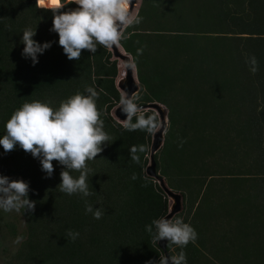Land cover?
I'll return each mask as SVG.
<instances>
[{
    "label": "trees",
    "instance_id": "1",
    "mask_svg": "<svg viewBox=\"0 0 264 264\" xmlns=\"http://www.w3.org/2000/svg\"><path fill=\"white\" fill-rule=\"evenodd\" d=\"M63 2L66 7L60 11L77 7L68 0ZM36 4L37 0H0V137L11 114L25 102L50 100L57 108L77 92L87 94L85 89L91 86L99 93L97 106L104 130L112 139L87 162L91 169L89 190L93 193L88 197L59 190L63 166L58 162L53 161L54 173L46 178L40 160L19 145L7 153L0 146L11 172L29 184V199L36 201L34 211L21 209L31 239L27 248L37 255L39 264H146L150 260L158 264L162 251L145 226L167 213L169 199L156 180L144 173L152 133L127 131L124 122H117L111 115L121 98L116 80L123 68L118 71L110 50L100 45L94 54L82 50L79 60H69L58 43V34L50 31L52 11L43 9L52 5L47 0ZM136 14L142 22L124 29L119 46L132 59L138 81L133 96L138 104L154 101L170 106L171 84L195 76L212 87L208 89L213 93L208 103H213L206 114L227 113L229 99L234 105L240 104L243 112H238L244 125L236 138L245 154L252 157L253 165L251 173L245 175L222 173L233 186L243 188L230 192L223 203L224 214L239 225L236 233L252 235L251 243L247 239L237 241L236 247H243L242 256L250 254L257 262L264 259V0H140ZM26 27L36 28L33 39L40 44L51 42L49 49L38 54L35 65L31 58L22 56ZM253 55L259 62L255 74L246 63ZM177 57L181 58L179 62ZM221 92L228 95L220 96ZM169 108V120L180 118L182 123L170 142L169 130L165 131L163 146L153 154V160L158 175L183 200L190 182L196 181L199 193L211 173L197 176L189 163L194 151L188 150L187 133L194 124V110L180 116L172 106ZM143 113L156 116L150 109ZM156 121L158 124L157 116ZM133 145L146 148L138 153L140 163L130 159ZM133 173L135 180L131 178ZM72 175L78 177L79 173ZM86 201L104 210L101 219L86 214ZM199 211L194 214L199 216L203 209ZM188 222L198 236L204 232L194 218ZM67 229L79 232L74 242L67 238ZM223 243L232 245L233 241ZM171 245L176 246L167 241V251ZM185 250L195 252L198 245L190 242L183 249L176 246L177 254Z\"/></svg>",
    "mask_w": 264,
    "mask_h": 264
},
{
    "label": "clouds",
    "instance_id": "2",
    "mask_svg": "<svg viewBox=\"0 0 264 264\" xmlns=\"http://www.w3.org/2000/svg\"><path fill=\"white\" fill-rule=\"evenodd\" d=\"M44 2L37 0V4ZM47 3L52 6L43 9H50L53 13L50 31L58 34V43L69 60H79L82 50L96 53L98 45L105 48L119 47L124 38V29L141 23L143 19L131 11L130 0H68V4L74 3L77 7L67 11H60L66 7L63 0H47ZM35 35L36 28L31 27H26L22 35V56L31 58L33 65L38 63V54H43L51 47V42L40 44L34 40ZM246 63L253 74L259 70V62L254 55L248 57ZM85 92L87 94L77 92L61 101L57 108L52 107L53 102L50 100L25 102L11 114L5 124L6 132L0 137V146L5 153L15 150L16 145H19L26 153L39 159L42 171L47 174L46 178L54 173L53 161L58 162L63 166L61 183L57 186L59 190L68 195L81 194L82 197L93 194L89 190L88 176L91 169L87 162L94 160L112 139L104 130L102 113L97 106L99 93L91 86L86 87ZM136 99L129 95L120 98V109L126 115L125 129L154 132L158 126L156 116L145 115ZM145 150L144 145L131 146V161L140 163L138 153ZM72 172H78L79 176L74 177ZM131 178H137L135 173ZM29 191V184L24 180L0 175V210L34 211L36 201L29 199ZM85 212L97 220L104 215L103 209L94 208L87 201ZM145 230L151 234L153 242L167 239L168 243L181 249L198 238L196 230L181 217L154 219L145 226ZM66 236L74 242L79 232L67 229ZM23 240V236H18L14 243L19 244ZM146 264L157 262L150 260ZM158 264H187L186 253L180 251L177 255L160 256Z\"/></svg>",
    "mask_w": 264,
    "mask_h": 264
},
{
    "label": "rangeland",
    "instance_id": "3",
    "mask_svg": "<svg viewBox=\"0 0 264 264\" xmlns=\"http://www.w3.org/2000/svg\"><path fill=\"white\" fill-rule=\"evenodd\" d=\"M139 3L140 0H136L132 5L134 14L137 12ZM119 48L122 50L120 46ZM115 59L119 71L120 66L123 68V63L121 60ZM177 60L179 62L181 58L177 57ZM130 61L132 63L131 57ZM134 76L137 80L135 70ZM207 83L208 81L203 80L202 77L195 76L194 78H184L180 81L176 80L171 84L170 88L171 100L169 105L172 106V110L178 112L177 115L180 116L187 111L194 110L195 113L194 124L187 133L188 150L189 152L194 151V157L189 158L192 172L197 176H201L203 173H211L208 178L205 177V184L199 193L198 187L194 183L196 181L188 184L186 198L182 200V209L173 216L181 217L185 223H189L188 221L194 218L198 224H201L200 228L204 230L194 242L198 245V250L195 252L184 251L187 262L192 264H264V259L257 258L259 259L257 262L255 257L253 258L250 254L247 257L246 255L242 256L244 253L240 249L243 247L238 246L237 248L236 245L241 239H247L251 243L253 241L251 240L252 235L243 237L245 235L242 233H236L239 225H237L235 219L227 218L224 214L226 208L224 204L228 201L230 192H236L243 188L233 186L228 181L229 178L221 176L224 175L222 173L245 175L251 173L250 168L252 169L253 165L250 161L252 157L245 154L246 150L242 148L241 142L236 138L240 127L244 125L243 116L238 110L240 112L243 111L240 104L238 106L234 105L229 99L227 101L229 104L225 110L227 113H216L214 116L206 114L210 111L209 106L213 103H208V101H211L213 93L208 91L212 87H209L210 83ZM225 94L227 93L221 92L220 96H225ZM159 104L165 110L166 127L162 133V142L156 150L157 152L163 146L165 131L169 130L170 142L174 140L173 138L177 135V128L182 123L180 118L171 122L168 118L170 106ZM166 149L168 150L169 147ZM0 175L14 180L20 179L11 172L4 153L0 154ZM164 183L169 186L167 181L164 180ZM246 185L252 184L248 183ZM246 185H244V188H247ZM200 196L201 200H199ZM229 208L231 209V207ZM200 209H203V211L199 216L194 214L196 210L198 214ZM206 209L210 210L207 212ZM26 223L27 219L22 210L20 212H4L0 210V264H39L37 255L34 252H30L27 248V242L31 239L27 236ZM226 231H230V233L227 234L225 233ZM18 236H23L24 240L19 244H15L14 241ZM224 241H233L234 245L223 243ZM168 251L171 256L177 255L176 246L174 245L169 246ZM192 256L196 257L195 260H188ZM43 264L52 263L46 261Z\"/></svg>",
    "mask_w": 264,
    "mask_h": 264
},
{
    "label": "water",
    "instance_id": "4",
    "mask_svg": "<svg viewBox=\"0 0 264 264\" xmlns=\"http://www.w3.org/2000/svg\"><path fill=\"white\" fill-rule=\"evenodd\" d=\"M136 0H130V9L132 11V5ZM112 57L121 60L123 63L122 74L116 80V87L121 96H132L138 90V82L134 76V67L130 61L129 54L119 47L113 46L108 48ZM142 110H153L158 119V126L151 134V140L149 145L148 163L144 168V173L155 179L158 186L162 189L166 197L169 199L168 211L162 217L172 218L174 214L178 213L182 209V198L179 192L173 191L165 183L162 177L158 175L155 169V163L153 160V154L159 148L162 142V133L166 127L165 110L158 102H148L145 104H138ZM111 115L119 123H123L126 119V115L120 109L119 102L112 108ZM167 239L157 242V247L162 251V256H170L166 250Z\"/></svg>",
    "mask_w": 264,
    "mask_h": 264
},
{
    "label": "snow or ice",
    "instance_id": "5",
    "mask_svg": "<svg viewBox=\"0 0 264 264\" xmlns=\"http://www.w3.org/2000/svg\"><path fill=\"white\" fill-rule=\"evenodd\" d=\"M53 2H55V0H53Z\"/></svg>",
    "mask_w": 264,
    "mask_h": 264
}]
</instances>
